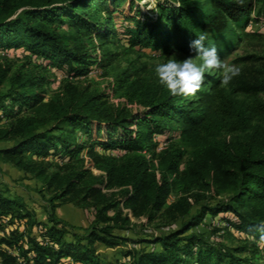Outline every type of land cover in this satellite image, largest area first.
Segmentation results:
<instances>
[{
	"label": "trees",
	"instance_id": "16d2710c",
	"mask_svg": "<svg viewBox=\"0 0 264 264\" xmlns=\"http://www.w3.org/2000/svg\"><path fill=\"white\" fill-rule=\"evenodd\" d=\"M149 1L0 0V85L8 84L0 93V142H11L0 156L54 191L38 222L21 197L0 190V264H105L98 244L146 245L124 249L129 264L251 263L204 238L199 227L207 216L264 246V103L230 98L206 74L208 88L173 96L131 61L121 66L132 47L166 53L175 45L190 56L189 42L202 32L221 56L237 28L264 18V0H156L146 20L117 12L123 2ZM122 36L128 46L120 50L114 39ZM17 50L28 53L18 64L9 58ZM93 65L101 87L86 78ZM55 71L64 77L48 97ZM258 72L252 81L237 79L236 90L264 93V58ZM156 137L169 142L160 152ZM33 156L62 164L50 169ZM177 185H208L221 198L157 236L113 233L130 217L143 226L169 211ZM64 199L89 201L102 225L79 233L55 214V202ZM118 205L126 214L108 216Z\"/></svg>",
	"mask_w": 264,
	"mask_h": 264
},
{
	"label": "rangeland",
	"instance_id": "374dc122",
	"mask_svg": "<svg viewBox=\"0 0 264 264\" xmlns=\"http://www.w3.org/2000/svg\"><path fill=\"white\" fill-rule=\"evenodd\" d=\"M156 3V0H150L144 4H139V2L131 7L127 2H123L122 5L118 7L117 12H121L122 15L127 17H136L141 20H146V17L152 15L151 10ZM124 19V18H123ZM123 24H117L115 26L116 33L122 32V28L127 26L129 23L128 19ZM131 24V23H130ZM120 27H122L120 29ZM238 37L233 43L232 47L222 53L221 58L227 65H236L241 68V73L239 76L234 77L229 84L224 85L222 83L223 69H213L211 74L205 73L207 76L217 80L218 87L224 89V93L230 97L238 100H243L246 103L254 104L256 102L264 103V93H258L257 95L245 94L236 90L237 84L236 80L239 78H244L247 81H252L255 77H260L258 72L261 62L264 58V22L261 21H251L246 31L241 28H237ZM121 42L115 38V42L119 41V49L123 50L128 45L122 36ZM96 44L97 39H93ZM27 52H22V50L11 51L9 58L18 64L22 61L24 55ZM172 56H176L177 59H186L189 56L183 54L178 50L175 45L171 46V49L164 53L161 51L151 50V49H136L130 48L129 53L121 58V66H125L128 61H131L133 66L141 68V74L146 78L158 80L155 74V66L158 63L166 62ZM197 59V57H192ZM95 70L93 74L87 75V79L90 81L93 87H101L104 83L99 78L100 69L97 65H93ZM91 69V70H92ZM93 71V70H92ZM97 72V73H96ZM64 73L55 71L54 77L47 86L48 97H52L60 87V83ZM77 80V79H74ZM207 77L204 80L203 86L206 87ZM235 88V91H230V86ZM7 82L0 85V93H4L7 89ZM208 88V87H206ZM6 121L3 120L2 123ZM261 122L264 124V118ZM158 146L156 152H160L162 148L168 146V141L160 140V137H156ZM174 142V141H173ZM11 145V142L1 141L0 149ZM101 154H106L110 157L117 158L115 152L105 153L103 150L98 149ZM30 156V153L28 154ZM43 164L50 165V169H53L55 165H61V161L55 157H34ZM184 164H181V168ZM0 190L4 192L6 196H19L27 204V207L31 209L35 215L38 222L45 219L46 212L49 206V199L53 197L54 191L51 189H46L42 186L41 182L34 178L32 175L23 172L22 170L13 166L10 162H7L0 156ZM221 197H215L212 190L208 185H201L196 188H187L184 185L175 186L167 199L166 207L171 209L162 215H159L150 224L141 225V221L135 218L129 219L128 222L123 224V228L114 230V234L119 236H126L131 239H136L138 237H150L157 236L165 231H167L173 224L178 223L182 218H186L189 215L194 214L201 206L211 205L215 203ZM55 202V200H54ZM57 207L55 208V214L57 217L67 221L69 224L74 226L76 230L83 234L91 225L96 224V226L102 225L101 222L95 220V210L89 201L79 202L70 201V199H64L55 202ZM120 213V217L126 214V210L123 205H118L114 209L107 212V215L114 217L117 213ZM199 229L204 232V238L211 244H218L220 248L229 250L230 252L238 255L240 258H247L251 263L248 264H264V246L256 242L254 237L246 233H240L238 231L229 229L222 223L218 218L206 217L202 226ZM218 230V231H214ZM33 234H37L36 227L32 229ZM97 252L100 258L105 264H129L131 257L124 256V249L126 248H136L141 249L146 245L143 244H129L126 246H116L113 248L105 247L102 244L97 245ZM245 246V251L236 252L237 248ZM153 247V245L149 246ZM154 247H158L155 245ZM256 248V251L253 249Z\"/></svg>",
	"mask_w": 264,
	"mask_h": 264
},
{
	"label": "clouds",
	"instance_id": "9594fccd",
	"mask_svg": "<svg viewBox=\"0 0 264 264\" xmlns=\"http://www.w3.org/2000/svg\"><path fill=\"white\" fill-rule=\"evenodd\" d=\"M207 39L206 33L195 35V38L189 42L192 55L188 58L181 60L172 56L166 62L156 64L154 71L158 82L171 95L195 96L204 83L205 73L211 74L213 69L224 70L222 76L224 85L240 75L241 68L225 64L217 47L205 43ZM194 56L197 59H193ZM261 231H264V227Z\"/></svg>",
	"mask_w": 264,
	"mask_h": 264
},
{
	"label": "built area",
	"instance_id": "2783aa9c",
	"mask_svg": "<svg viewBox=\"0 0 264 264\" xmlns=\"http://www.w3.org/2000/svg\"><path fill=\"white\" fill-rule=\"evenodd\" d=\"M259 21H261V22H264V18H262V19H260ZM11 53V51L9 52V54ZM0 55H4V53L3 52H0ZM93 70V71H92ZM90 72H89V74L88 75H91V74H93L94 73V71H96L95 70V67H93V69H92ZM97 73V72H96ZM76 79H82V77H79V78H76ZM149 155H147V157H148ZM154 163L156 164V162L154 161Z\"/></svg>",
	"mask_w": 264,
	"mask_h": 264
}]
</instances>
